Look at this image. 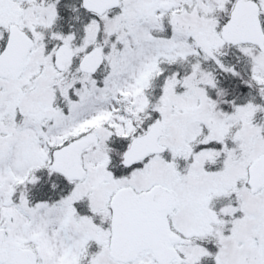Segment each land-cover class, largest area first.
<instances>
[{
	"label": "snow or ice",
	"instance_id": "obj_1",
	"mask_svg": "<svg viewBox=\"0 0 264 264\" xmlns=\"http://www.w3.org/2000/svg\"><path fill=\"white\" fill-rule=\"evenodd\" d=\"M0 264H264V0H0Z\"/></svg>",
	"mask_w": 264,
	"mask_h": 264
}]
</instances>
